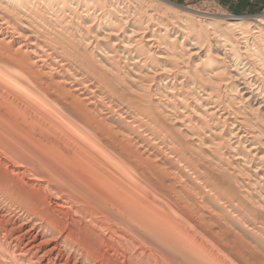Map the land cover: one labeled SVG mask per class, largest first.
<instances>
[{
  "label": "bare ground",
  "instance_id": "1",
  "mask_svg": "<svg viewBox=\"0 0 264 264\" xmlns=\"http://www.w3.org/2000/svg\"><path fill=\"white\" fill-rule=\"evenodd\" d=\"M0 0V264H264V16Z\"/></svg>",
  "mask_w": 264,
  "mask_h": 264
},
{
  "label": "rangeland",
  "instance_id": "2",
  "mask_svg": "<svg viewBox=\"0 0 264 264\" xmlns=\"http://www.w3.org/2000/svg\"><path fill=\"white\" fill-rule=\"evenodd\" d=\"M165 1V0H164ZM179 7H195L199 9H210L222 14L235 17L251 18L258 15L264 16V4L254 8L250 0H166ZM209 10V11H210Z\"/></svg>",
  "mask_w": 264,
  "mask_h": 264
},
{
  "label": "crops",
  "instance_id": "3",
  "mask_svg": "<svg viewBox=\"0 0 264 264\" xmlns=\"http://www.w3.org/2000/svg\"><path fill=\"white\" fill-rule=\"evenodd\" d=\"M264 0H250V7L253 6L254 8H257L259 5H263Z\"/></svg>",
  "mask_w": 264,
  "mask_h": 264
}]
</instances>
